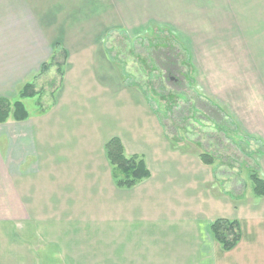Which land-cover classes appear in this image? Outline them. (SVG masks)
Returning <instances> with one entry per match:
<instances>
[{"label": "crops", "instance_id": "1", "mask_svg": "<svg viewBox=\"0 0 264 264\" xmlns=\"http://www.w3.org/2000/svg\"><path fill=\"white\" fill-rule=\"evenodd\" d=\"M179 2L0 0V99L19 100L54 54H67L47 110L0 123V264H264V198L242 193L236 170L220 174L174 145L111 47L119 32L174 33L194 90L255 143L247 156L264 179V0ZM113 138L144 158L149 179L116 186ZM218 219L240 223L230 252L211 234Z\"/></svg>", "mask_w": 264, "mask_h": 264}, {"label": "rangeland", "instance_id": "2", "mask_svg": "<svg viewBox=\"0 0 264 264\" xmlns=\"http://www.w3.org/2000/svg\"><path fill=\"white\" fill-rule=\"evenodd\" d=\"M176 2L177 4L180 3L179 0H176ZM168 15H170V12ZM214 22L218 29L225 26L228 27V23L220 25L221 23ZM163 35L151 31L150 34H146L140 40H135L119 32L116 38L117 43L114 40L111 47L112 53L119 64L120 72L125 74L124 78L129 85L141 88L146 94L153 111L164 121L166 132L172 138L174 145L184 149L191 147L200 153L212 154L217 163L218 173L222 174L224 172V174H227V169L231 172L236 170V179L241 183L242 193L245 192L246 196L250 195L253 189L250 175L254 170L251 168L253 162L247 155H249L248 151L255 149V143L248 140L245 141L242 137H239L238 132L234 130L233 124L225 120L221 124L209 122L206 113L202 110H192L188 117L187 113L182 114L183 109L186 108L187 104H190L192 99L190 100L183 93L177 94L165 82L166 92L160 95L159 82H157L158 73L153 71L152 64L147 61L149 49L146 47L150 48V43H164L167 41ZM174 45L179 48L177 43ZM212 59L215 65L216 58L213 57ZM165 65L172 68L170 60H167ZM234 68L233 70H237V67ZM229 72L231 73V71ZM52 82L55 85L51 86ZM57 84V76L53 78L45 76L41 79L38 89H42L45 93L34 99L26 100L24 102L26 110L29 113H36L41 110V105L47 107V100L50 99L53 87ZM190 95L195 99L192 101L196 103L195 95L191 93ZM220 161L221 164L219 163ZM218 177L220 178V175Z\"/></svg>", "mask_w": 264, "mask_h": 264}, {"label": "trees", "instance_id": "3", "mask_svg": "<svg viewBox=\"0 0 264 264\" xmlns=\"http://www.w3.org/2000/svg\"><path fill=\"white\" fill-rule=\"evenodd\" d=\"M157 34H164L163 36L167 41L164 43H150V48H146L149 49L147 52V61H150L149 63L152 64L153 71L158 73L157 82H159L160 95L166 92L165 83L169 84L177 94L183 93L190 100H195L191 97L190 93L194 94L197 99L196 103L191 100L190 104H187L186 108L183 109L182 114L187 113L188 117L192 113V110L196 111L198 109L206 113L209 122L213 124L224 123L225 112L223 109L214 102L201 99L194 90L195 80L191 71L188 51L183 48L184 46L170 30H158ZM175 43L178 44L179 48L174 45ZM66 60V52L54 54L53 58L42 66V69L32 81L23 86L19 93V100L10 101L0 99V123L7 122L11 117L16 121L28 119L29 113L22 103V100L35 98L44 94L45 92L42 89L37 90L39 79L41 80L45 76H48L50 71L55 69L54 73L58 77V84L53 87V92L49 99L53 100L54 94L64 76ZM167 60L171 61L172 68L165 65ZM50 85L53 86L55 83L52 82ZM40 108L41 113L47 110V107L42 105ZM105 151L112 168L114 182L119 189H132L150 178L151 174L144 158L137 155H126L124 145L119 138L109 140L105 146ZM200 158L206 165H213L215 162V157L209 153H201ZM250 179L253 183L254 196L264 198V179L254 171L251 173ZM210 231L215 241L225 252L232 251L242 239L241 226L237 220H215L211 224Z\"/></svg>", "mask_w": 264, "mask_h": 264}]
</instances>
